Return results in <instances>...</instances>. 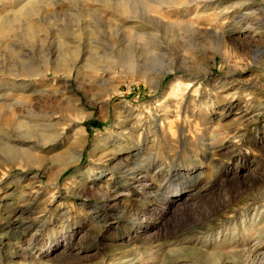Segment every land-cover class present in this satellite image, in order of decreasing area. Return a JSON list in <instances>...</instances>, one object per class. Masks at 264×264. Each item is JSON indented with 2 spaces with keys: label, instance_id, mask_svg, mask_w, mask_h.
Masks as SVG:
<instances>
[{
  "label": "rangeland",
  "instance_id": "1",
  "mask_svg": "<svg viewBox=\"0 0 264 264\" xmlns=\"http://www.w3.org/2000/svg\"><path fill=\"white\" fill-rule=\"evenodd\" d=\"M132 1L0 0V264H264V0Z\"/></svg>",
  "mask_w": 264,
  "mask_h": 264
},
{
  "label": "bare ground",
  "instance_id": "2",
  "mask_svg": "<svg viewBox=\"0 0 264 264\" xmlns=\"http://www.w3.org/2000/svg\"><path fill=\"white\" fill-rule=\"evenodd\" d=\"M91 1H93V2H100L99 4L101 5V7L102 8H104L105 10H112L111 12L116 16V12L118 11V9L121 7V5H126V4H129V2L131 1V2H133L132 3V5L134 4V1H132V0H91ZM111 2H113L112 4H111ZM152 3H155V4H157V5H162V2H158V1H151ZM164 2V1H163ZM129 5H131V3L129 4ZM126 6H128V5H126ZM123 7H125V6H123ZM130 7V6H129ZM164 7V6H163ZM83 9H86V8H82V9H80V10H83ZM91 9V8H90ZM90 9H89V11H90ZM121 9V8H120ZM79 10V9H78ZM131 10V9H130ZM88 11V10H87ZM124 11V10H123ZM84 12H85V10H84ZM93 13H94V11H92ZM135 12V11H134ZM119 13V12H118ZM16 14V13H15ZM79 14V13H78ZM264 15V14H263ZM82 17H81V19H79L78 20V22H79V30L80 31H83V28H82V24H83V22H82V18H84L85 17V15L84 14H82L81 15ZM114 17V16H113ZM4 19H5V17H4ZM3 19V20H4ZM17 21V19H16V16L14 15L11 19H8V17H7V19H5V21H3V23L1 22L0 23V46H4L5 45V39L7 38V40H8V37L7 36H9L10 37V35L9 34H11V33H8V31L9 32H12V33H14L13 31L15 30V29H17L16 27H15V22ZM22 23H21V25H25L24 26V34L25 35H27L28 37H30L31 39H34L33 41H36L35 39H37V34H36V31H35V27L33 28V26H32V24H30V23H27V21H26V23H24V21H21ZM241 22H242V20H241ZM17 25V24H16ZM259 28H261L260 27V25H257ZM19 27V26H18ZM22 27V26H21ZM257 28V27H256ZM21 29V28H20ZM190 29V28H189ZM17 31H19V28H18V30ZM15 33H17V32H15ZM20 33V32H19ZM16 34H14V36H15ZM22 35V34H21ZM13 36V35H12ZM27 36H26V38H27ZM15 38V37H14ZM18 38H19V36H18ZM24 38V37H23ZM20 39V38H19ZM30 39V40H31ZM10 40V39H9ZM24 40H26V39H24ZM32 41V42H33ZM7 43H8V41H7ZM63 43V42H62ZM12 45V44H11ZM9 46V45H8ZM141 47V46H140ZM144 47V46H143ZM10 49H11V47H9ZM18 49V48H17ZM12 50H14V49H12ZM130 50V49H129ZM5 51H7V50H5ZM10 51V50H9ZM17 51V50H16ZM19 54V53H18ZM119 55V54H118ZM1 57V56H0ZM128 58V57H127ZM69 62V61H68ZM95 63V62H94ZM94 63H92V62H90V67L91 68H95V69H98V67H96V64H94ZM65 64H66V69L68 70V69H72L73 67H74V64L75 63H67V61L65 62ZM101 65V64H100ZM34 71V70H33ZM71 72V71H70ZM39 74V73H38ZM36 75V74H35ZM3 76V75H2ZM16 83V82H15ZM12 86V85H11ZM13 88H16V86H12ZM22 87V86H21ZM18 89V88H17ZM20 89V88H19ZM10 91H12V90H10ZM3 116V115H2ZM3 120V119H2ZM4 121V120H3ZM2 121V122H3ZM6 121V120H5ZM8 121V120H7ZM6 121V122H7ZM8 125V124H7ZM25 154V153H24ZM19 159V158H18Z\"/></svg>",
  "mask_w": 264,
  "mask_h": 264
}]
</instances>
